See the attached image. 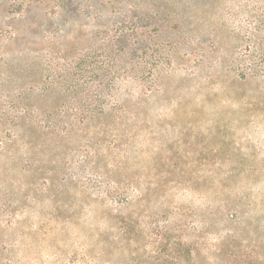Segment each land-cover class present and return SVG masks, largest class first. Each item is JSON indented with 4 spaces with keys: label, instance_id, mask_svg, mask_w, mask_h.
Masks as SVG:
<instances>
[{
    "label": "rangeland",
    "instance_id": "obj_1",
    "mask_svg": "<svg viewBox=\"0 0 264 264\" xmlns=\"http://www.w3.org/2000/svg\"><path fill=\"white\" fill-rule=\"evenodd\" d=\"M0 264H264V0H0Z\"/></svg>",
    "mask_w": 264,
    "mask_h": 264
},
{
    "label": "trees",
    "instance_id": "obj_2",
    "mask_svg": "<svg viewBox=\"0 0 264 264\" xmlns=\"http://www.w3.org/2000/svg\"><path fill=\"white\" fill-rule=\"evenodd\" d=\"M84 61V60H83ZM83 61L82 62H80L79 64H78V66H81V64L83 63ZM82 67H80V69H81Z\"/></svg>",
    "mask_w": 264,
    "mask_h": 264
}]
</instances>
